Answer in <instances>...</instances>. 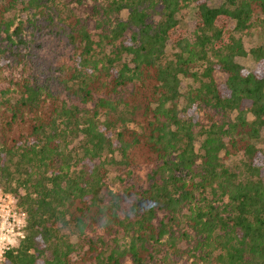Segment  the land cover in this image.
Instances as JSON below:
<instances>
[{
    "label": "trees",
    "instance_id": "1",
    "mask_svg": "<svg viewBox=\"0 0 264 264\" xmlns=\"http://www.w3.org/2000/svg\"><path fill=\"white\" fill-rule=\"evenodd\" d=\"M261 15L0 0V185L28 214L5 264H264Z\"/></svg>",
    "mask_w": 264,
    "mask_h": 264
},
{
    "label": "built area",
    "instance_id": "2",
    "mask_svg": "<svg viewBox=\"0 0 264 264\" xmlns=\"http://www.w3.org/2000/svg\"><path fill=\"white\" fill-rule=\"evenodd\" d=\"M28 214L18 203L14 193L0 186V264L6 253L25 237Z\"/></svg>",
    "mask_w": 264,
    "mask_h": 264
},
{
    "label": "rangeland",
    "instance_id": "3",
    "mask_svg": "<svg viewBox=\"0 0 264 264\" xmlns=\"http://www.w3.org/2000/svg\"><path fill=\"white\" fill-rule=\"evenodd\" d=\"M222 1L223 0H210V4L211 5H218ZM179 18L181 19V24L183 26H186L190 29L194 28V25H195L194 6H190L189 8L184 9L179 14ZM259 18H264V16L261 15V17H259ZM256 21H259V20H256ZM263 29H264L263 24L261 22H256V24H254V26L250 29V31L248 33H238V36L239 35L242 36V38L244 39V43H245L246 48L250 49V48L264 42V31H263ZM238 61L240 63H242L243 65H245L249 69H253L256 66V62L254 61V59L251 56L239 57ZM216 78L219 82H224L227 78V75L218 71L216 73ZM188 83H189L188 80H184V82L182 84V87H183L182 90L187 88ZM259 146L264 148V129L262 131V141H261ZM242 158H243L242 155H238L237 157H233L232 159H229L228 162L232 165L236 162L239 163ZM0 186L5 188L2 184Z\"/></svg>",
    "mask_w": 264,
    "mask_h": 264
}]
</instances>
